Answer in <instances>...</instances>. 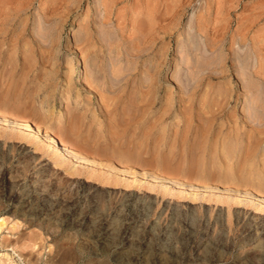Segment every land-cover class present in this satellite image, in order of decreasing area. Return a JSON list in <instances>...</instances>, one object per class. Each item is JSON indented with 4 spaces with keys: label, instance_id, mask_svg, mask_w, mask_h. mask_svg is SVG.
Returning <instances> with one entry per match:
<instances>
[{
    "label": "rangeland",
    "instance_id": "obj_1",
    "mask_svg": "<svg viewBox=\"0 0 264 264\" xmlns=\"http://www.w3.org/2000/svg\"><path fill=\"white\" fill-rule=\"evenodd\" d=\"M0 59V112L42 133L0 117V264H264V0H0Z\"/></svg>",
    "mask_w": 264,
    "mask_h": 264
},
{
    "label": "bare ground",
    "instance_id": "obj_2",
    "mask_svg": "<svg viewBox=\"0 0 264 264\" xmlns=\"http://www.w3.org/2000/svg\"><path fill=\"white\" fill-rule=\"evenodd\" d=\"M84 40V39H83ZM89 41H91V38L88 39V37L85 39V41H83V43H88ZM236 44V42H233V44ZM81 44V43H79ZM85 45V44H84ZM89 47V45H88ZM88 49V48H87ZM244 49V50H243ZM83 50V48H82ZM241 50L243 51H239L236 49H233L230 53L227 54H219V64L224 63L225 65L223 66V68L221 69L223 72L227 73L229 72V66L228 63L229 62H239L241 63V68L239 69V72H243L242 76H247L248 72H245V70H249L247 65V62L249 61V56H248V52L245 50L244 46L241 47ZM220 52L223 53L225 52V48H221ZM1 60V59H0ZM8 63V62H7ZM239 68V67H238ZM257 73V72H256ZM207 73L203 74V82L204 85L206 84L207 88L210 89L213 86L216 88V94L218 97H222L225 96V100H227V103L230 104L232 103L233 97L232 95H230V93L228 92V90H226L225 92L223 91V89L219 86L220 83H215L213 82V80H210L209 78H207ZM242 78V77H241ZM205 79V80H204ZM244 80V79H243ZM245 81V80H244ZM246 81L247 78H246ZM82 82V81H81ZM207 82V83H206ZM83 86L92 91V86L89 83H85L84 80L82 82ZM250 84V83H249ZM226 86V85H225ZM82 89V88H81ZM206 89V90H208ZM245 90H249V92H247L245 94V96L247 97H252V95H256L255 93L257 92L255 87L252 85H248L247 83L244 86ZM254 89V90H253ZM207 92V91H206ZM218 92V93H217ZM208 95V94H207ZM208 99V97H207ZM70 97H69V101H70ZM239 100V98H238ZM252 103V102H251ZM217 108L219 110H221L220 107L223 108V106H225V104L220 103V106L217 104L216 105ZM43 109L45 110V108L43 107ZM216 113L217 115L215 116V118L218 120V118L220 117V115L222 114V110ZM0 117L4 120V122L8 123V124H13L18 128H21L25 131L28 130H32L33 133L37 136V137H41L42 133L40 131V129L36 126H33L32 123L28 120L19 118V117H15L14 115H10L7 112H0ZM253 117L256 118L257 114L256 111L253 114ZM205 128H204V132H205V139H204V143L206 144V148L208 150H210L211 152H213V154L216 156V148L218 146H220V153H221V157H223L225 160H229V159H234L236 156H239V152L241 154L244 153L245 149H240L243 148V142L241 143V140H244L243 138V134L241 132H237V134L235 135V133L229 132L228 134H225V130H223V122L220 125H217L218 129H216V136L215 139L211 138V131L210 129L214 126L211 123L210 119H205ZM263 128L261 129H257L255 127H251V131L253 133H255L254 137L249 136V140L247 142L248 144V148H247V152H246V157H248V160H251L254 164L257 162L261 163V168L259 170L258 174V178L254 180L253 178V174H250V177H245L244 179L246 180V182L248 183H255L256 185H258L259 188L264 187V150H263V145H264V124H262ZM216 127V128H217ZM245 129L248 130V125H245ZM249 134V132H248ZM47 137V141L50 144H54L56 145L67 157L73 158V159H77L74 150L68 146L65 142L58 140L54 135L51 136H46ZM236 141V143H233V141ZM245 157V156H244ZM81 161H84L85 159L80 157ZM254 171V170H253ZM262 201V200H261ZM264 202V199L263 201ZM3 224L0 223V226H2ZM8 257V254H5V257ZM5 264H11V262H4Z\"/></svg>",
    "mask_w": 264,
    "mask_h": 264
}]
</instances>
